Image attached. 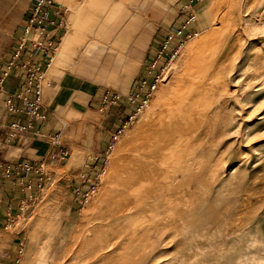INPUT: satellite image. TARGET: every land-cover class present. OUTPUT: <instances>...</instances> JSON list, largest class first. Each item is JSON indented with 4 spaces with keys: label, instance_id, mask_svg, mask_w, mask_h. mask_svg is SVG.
<instances>
[{
    "label": "rangeland",
    "instance_id": "obj_1",
    "mask_svg": "<svg viewBox=\"0 0 264 264\" xmlns=\"http://www.w3.org/2000/svg\"><path fill=\"white\" fill-rule=\"evenodd\" d=\"M56 1L68 11L61 40L44 80L43 92L49 89L52 93L50 105L49 108L43 105L63 121V140L68 137L69 144L77 145L83 141L87 148L105 128L92 126L90 116L73 111L86 105L88 99L81 90L86 95L87 86L93 85L81 83L73 75L82 61L87 60L91 67L100 55L114 51L100 37L112 24L113 19L109 22L108 18L111 11L129 12L136 19L141 18V8L147 1L165 11L168 4L185 0H101V4L89 7L84 18L87 22L75 28L69 25L71 9L84 4V0ZM189 1L182 7L191 19L194 32L183 37L172 58L156 66L159 68L154 90L142 99L144 103L138 104V110L130 106L104 151L93 153L89 148L83 152V160L77 159L75 163V155L79 153L73 149V155L69 153L63 161L65 164L55 169L44 183L37 201L25 205L18 218L0 228V264H264V63L259 59L264 54V0H197L192 4ZM30 2L0 0V58L14 42ZM240 15L249 21L242 48H254L247 53L241 48L242 55L233 61L234 66L231 64L234 67L233 75L228 78L231 93L224 92L222 104L219 103L218 123L203 134L200 145L191 144L183 149V156L191 153L195 158L194 162L188 160L192 173L189 177L180 172L173 174L174 184H181L184 189L179 195L168 193V199L178 203L172 208L162 204L149 216L147 221L153 222L150 225L158 227V232L148 231L150 241L141 240L142 261L139 263L136 253L121 252L123 245L110 246L103 255L90 256L96 245L93 239L98 235L94 228L100 204L115 177L116 159L141 135L143 124L163 105L188 63L216 43L232 18ZM68 34L76 35L77 39L54 69L63 38ZM251 34L254 36L251 39L256 40L246 39ZM130 70L126 61L116 74L94 86L105 88L103 95L110 92L121 98V92L116 90H122L128 83L117 76L123 78ZM65 76L71 80L67 89H57L56 81ZM50 82L52 87H47ZM53 97L63 104H55ZM116 106L101 105L99 116H106ZM211 116L207 118L210 124ZM150 243L155 244L154 249L148 247Z\"/></svg>",
    "mask_w": 264,
    "mask_h": 264
},
{
    "label": "crops",
    "instance_id": "obj_2",
    "mask_svg": "<svg viewBox=\"0 0 264 264\" xmlns=\"http://www.w3.org/2000/svg\"><path fill=\"white\" fill-rule=\"evenodd\" d=\"M186 1L170 3L165 11L147 1L141 8V18L136 19L130 16L129 12L111 11L108 18L109 22L113 19L112 24L110 28L107 27L102 32L100 37L114 51H107L98 59L94 57L97 62L93 61V64H90L92 68L88 65L87 60L82 61L77 67L76 74L73 75L75 79L83 81L81 83L93 84L87 86L86 95L81 90V94L88 99L86 105L73 111L82 116H90L93 119L91 120L92 126L104 125L105 128L96 135V139L92 140L90 145L87 144V148L84 147L86 143L83 141L77 145L69 144L68 137L63 140L61 130L64 126H62L63 121L58 119L51 109L47 110V117L44 121H33L31 126L16 138H10L7 134V127L11 121L17 120L21 125H26L28 120L27 116L22 114L18 116L8 113L5 106L6 99L11 98L15 106L22 108L20 98L22 96L28 99L32 98V85L38 81L37 76L45 78L53 59L51 55L53 47H47L48 40L52 41L54 45L61 40L63 28L60 23L64 19L61 16L62 10L57 13L54 11L48 13L45 30L47 36L41 40L44 47L38 49L33 44L27 43L20 58L9 71L0 92V228L18 218L22 211L21 208H24L25 205L37 201L44 183L55 169L61 168V165L65 164L63 161L69 153L70 156L73 155V149L79 153L75 155V163H78L77 159L83 160V152L89 148L93 153H100L106 149L118 124H121V120L128 115L127 112L130 110L126 98L137 92L139 81L145 76L146 68L152 63L154 54L161 47L167 35L179 29L182 30L184 36L194 32L189 15L183 10L184 6L182 7ZM56 3L60 8L67 9L63 4L57 1ZM99 4H101V0H84V4L73 7L69 25L75 28L84 24L89 7ZM66 18L67 15H65V20ZM17 34L18 31L12 45L0 58V67L16 47ZM76 39V35L70 34L63 38L61 52L57 56L54 69L60 65L65 51L70 50ZM175 44L176 42H172L170 48H174ZM126 61L131 66V70L125 77L117 76V79L128 83V85L122 90L109 88L121 92L122 100L116 107L107 111L106 116H99L98 112L102 111L101 97L105 88L94 85L116 74V70ZM29 82H31V86L28 85ZM56 82L57 89H67L71 80L65 76ZM52 84L53 82H50L51 87ZM44 92L43 104L49 108L52 93L49 89L46 93ZM55 98L53 97L55 104L59 106L63 104L62 101ZM101 118L102 124H99ZM75 193H78V189Z\"/></svg>",
    "mask_w": 264,
    "mask_h": 264
},
{
    "label": "bare ground",
    "instance_id": "obj_3",
    "mask_svg": "<svg viewBox=\"0 0 264 264\" xmlns=\"http://www.w3.org/2000/svg\"><path fill=\"white\" fill-rule=\"evenodd\" d=\"M248 22L245 16L233 17L218 41L188 63L184 74L171 86L163 105L143 124L141 135L121 158L116 157L115 177L103 194L94 228L98 231L93 239L96 245L90 256H100L110 246L117 248L123 245L121 252L126 255L136 253L139 263L142 261L139 252L143 246L141 240H149L148 231L158 232V227L147 221L149 216L156 213L162 204L172 208L178 203L168 199V193L179 195L184 189L181 184H174L173 174L180 172L189 177L192 173L188 160L194 162L195 158L191 153L183 156V149L191 144L200 145L203 134L218 123L219 103L222 104L224 92L226 95L231 93L228 83L234 72L231 64L238 61L243 53L242 37ZM251 37L254 36L251 34L246 39ZM253 48L242 49L247 53ZM259 59L264 63V54ZM209 114H212L211 124L207 122ZM156 217L159 221V214ZM148 247L154 249L155 244L150 243Z\"/></svg>",
    "mask_w": 264,
    "mask_h": 264
},
{
    "label": "built area",
    "instance_id": "obj_4",
    "mask_svg": "<svg viewBox=\"0 0 264 264\" xmlns=\"http://www.w3.org/2000/svg\"><path fill=\"white\" fill-rule=\"evenodd\" d=\"M197 0H190V4ZM62 10L61 16L62 19L60 26H65V15L67 14V9L60 8L55 0H31L30 5L26 11L24 20L19 27L16 47L10 53V55L5 60L4 64L0 67V92L2 91V86L5 82V79L8 76L9 71L14 66L16 61L20 58L22 52L25 50L27 43H31L35 48L42 49L44 47L41 42L42 38L47 36L45 33L46 26L48 23L47 16L50 11L55 13ZM191 21V19H189ZM184 35L182 30L179 29L173 33H169L167 38L163 41L161 47L153 56L152 63L146 68L145 76L141 78L138 84L137 92L129 95L126 98V101L129 106H134L138 110V104L144 103L145 98L149 93L154 90L156 78L155 73L156 66L168 58H172L174 49L180 45ZM176 42L174 48H170V44ZM47 47H53L52 56L57 49V44L54 45L52 41L48 40ZM154 76V78H153ZM37 82L32 85V98L28 99L25 96L20 98V101L23 105L22 108H18L12 103L11 98H7L5 101V106L7 112L14 115L27 116L28 123L26 125H21L17 120L11 121L7 127V134L10 138H16L17 135L24 133L27 128L31 126L33 121H44L47 117V110L43 105V91H44V80L42 76H37ZM31 86V82L28 83ZM47 87L50 86L49 83L46 84ZM26 95V94H25ZM142 99H144L142 101ZM121 98L117 94L112 95L110 92H106L101 97V105L105 108L109 106H116L120 103ZM23 210V208H21ZM21 250L19 251V253ZM14 264H18L15 262Z\"/></svg>",
    "mask_w": 264,
    "mask_h": 264
}]
</instances>
